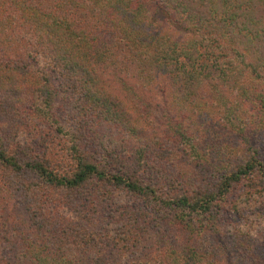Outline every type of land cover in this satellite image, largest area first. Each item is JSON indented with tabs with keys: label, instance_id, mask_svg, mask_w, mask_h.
<instances>
[{
	"label": "trees",
	"instance_id": "16d2710c",
	"mask_svg": "<svg viewBox=\"0 0 264 264\" xmlns=\"http://www.w3.org/2000/svg\"><path fill=\"white\" fill-rule=\"evenodd\" d=\"M257 135L264 0H0V264H264L205 240Z\"/></svg>",
	"mask_w": 264,
	"mask_h": 264
},
{
	"label": "rangeland",
	"instance_id": "374dc122",
	"mask_svg": "<svg viewBox=\"0 0 264 264\" xmlns=\"http://www.w3.org/2000/svg\"><path fill=\"white\" fill-rule=\"evenodd\" d=\"M159 23V22H155ZM165 32L167 34H170V37L173 39H185L186 35L178 33L177 31L173 30L170 28L168 25L164 23H160ZM206 65L211 66L214 65L211 56H209L207 59L202 58V60ZM52 83H55L54 80H52ZM153 100H155L158 104L160 103V100H158L156 97H153ZM163 102V101H162ZM151 108L153 111H151V116L152 119L155 121V123L160 125L163 121L172 118V113L168 109V107L164 108L161 105V108H156L153 103H151ZM166 109V110H165ZM165 111V112H163ZM65 112V111H64ZM64 112L61 114V108L59 109L58 112V118H61L60 115H64ZM163 112V113H162ZM171 121V120H167ZM171 123V122H167ZM243 141V140H242ZM231 142L239 143L236 136H233L231 138ZM241 144V143H240ZM249 144V143H248ZM250 145L264 149V135L260 136L257 135L254 139H252V143ZM58 145L55 148V151L59 149ZM239 150L237 152V155L240 156L241 153H245L247 147L244 145H239ZM54 151V152H55ZM235 200V194H231V196H228L225 203L222 202V209L220 212H218L217 216L215 217L216 223L214 224L215 227H213V230L208 233L205 236V240H207V244L212 246L213 248L215 247H222L224 248V252H227L228 250L231 252V256L238 255L240 251L246 250L245 246L249 248L248 250L252 252H258L264 251V216L262 215V211L258 210L256 212H245V211H240L238 209L235 213L231 212L233 209L231 208L233 202ZM230 203V204H229ZM182 237V235H179ZM180 237V238H181ZM239 244L242 243V248L241 249H231L230 245L233 243ZM222 254V253H221ZM220 254V255H221ZM220 258V257H219ZM223 264V263H222Z\"/></svg>",
	"mask_w": 264,
	"mask_h": 264
}]
</instances>
